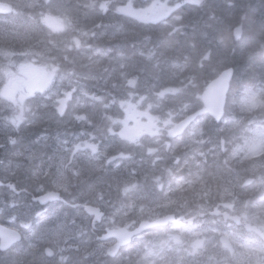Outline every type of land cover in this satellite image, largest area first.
<instances>
[{
	"label": "trees",
	"instance_id": "obj_1",
	"mask_svg": "<svg viewBox=\"0 0 264 264\" xmlns=\"http://www.w3.org/2000/svg\"><path fill=\"white\" fill-rule=\"evenodd\" d=\"M37 1L41 2L44 5H48L50 3V0ZM51 1L55 2L49 4L44 8L39 3L38 8L29 10L30 13L38 15L40 14V12L49 11L51 13H54L55 16H58L59 12L61 16H80L81 31H90L92 35L90 37V41H88V46L84 45L82 46V49H103L104 51H108L111 54L118 53V51H115L116 49H124L122 51L124 57L119 59V63H122L127 67L123 72L128 76L130 72L129 77H132V75L133 77L138 75L142 76L138 86L136 88H132L134 93H144L147 90H150L149 94L152 97H155V94L158 93V90H160L161 86V89H163V87L166 88L171 86H181L180 80L176 79L173 82H168V77L161 78V80L157 82L149 80V75L146 72H148L149 74L151 72L159 73V70H156L153 66V63L147 60L146 57L141 55L139 49H137V46H139L140 43H147V39H150L152 41L150 42L151 46L158 47L165 52L164 59L189 55L192 58H196L199 61H202L204 60L206 54H212L211 58L206 61L205 70L194 73L196 74L195 77L197 78L196 82H193L194 84H190V82H188L184 85V87L181 88L179 94L173 97L172 103L176 105L177 109H182L185 104L183 103V100H185L186 97H189L191 93L198 92L203 87L209 76L212 79L215 71L222 69L225 66L234 67L237 70V78H243L245 80L249 78H258V84L264 82V79H261V72L264 71V66L259 68L260 64L256 62L257 60L261 59L262 55H264V14L262 13L264 12V0H203V3L199 5H190L189 0H171L172 4L177 3L181 5L180 8H178L174 13V18L177 16L180 17V20L175 19L174 26L166 25L162 22L147 23L133 17L131 19L127 18V23L130 25L131 31H133L130 37H128V39L124 43H121L119 41H108L105 37V33L102 31L103 28L106 27V24L118 25L122 23L123 17L117 14V8L126 6L130 1L132 2L134 7L140 8L142 7V5L146 4V0H80L81 3L74 0L69 2L68 0ZM155 1L157 0H153L152 2ZM106 3L108 4L107 10L105 12L100 11V6ZM257 10L259 11L258 18L261 20L263 19V21L262 23H259L257 27H255L254 21L257 18L255 17L254 13ZM84 14L85 16L81 18V15ZM245 17L248 18L244 19ZM174 18H172V21H174ZM199 20L203 24L209 25L212 28L213 32H216L214 25H219V29H221L222 31V37H226L231 31L234 30L237 25L243 26L244 35L240 41H236L230 46L233 48L232 50L222 49L224 51H219L216 49H205L203 43L197 41L199 39V35H197L196 33H189L185 29V26L188 23H192L193 21L195 23H199ZM40 24L45 25L44 23ZM98 26H102V28H97ZM92 28L97 29L92 32ZM6 31L8 34L6 35V37L0 40V49H7L8 47H10L12 48L10 51L14 53H21V51H23L24 49L32 48L42 50L44 49V47H48L49 49H53L48 55L49 57L54 58L53 60H49L53 64L52 68L58 67V69L66 71V73L71 74L72 77H75V79L77 80L75 94H80L81 96L88 88H93V82L82 80L84 79V76H86L87 74H91L94 75L98 80H100V87L101 89H104H98V91L101 92V94L106 95V97L108 95L107 98H109V95L112 93L111 91H113L112 89H110L111 85L113 84V80L116 76L119 75L122 70L121 65L118 64V60L113 62L111 66L106 69V71H99L90 68L87 64L83 66L75 57V52H63L61 50H57L60 48H52L50 45H48L47 40L51 39H48L46 37V32H44L39 25H36L32 30L29 31H27L25 28H22L18 31L6 28ZM97 32L101 33L98 34ZM96 37L97 39L95 40ZM191 38H194L196 40ZM3 65H5V60H0V66ZM148 66H151V69ZM138 68L140 69L138 70ZM146 69L149 71H147ZM251 69L256 71L252 73L250 71ZM142 72L144 73L142 74ZM145 73L146 75H144ZM192 75L193 74L191 73L189 74L190 77ZM105 77V85H102V80ZM110 81L112 82L110 83ZM107 83H110V86L107 85ZM126 85V80H123V83L121 85L123 87H117V85H115L116 90L113 91V93L118 94L119 88H126ZM155 85L158 86V90L153 89V86ZM102 86L104 88H102ZM233 90H235V86ZM105 91L106 93H104ZM182 92L183 94L181 96L180 94ZM169 97H172V94H169ZM40 103L41 101H36L35 106L40 105ZM72 108H75L73 104H71V108L68 109V111L63 116H60L57 109H53L51 112H48V110L44 107L37 108L34 111L35 114L31 116L35 119V124L32 128L25 129L24 127H22L19 130V139H21L22 143L26 141L28 144L35 145L38 150V156L45 158L46 154L44 153V149L46 147V143L48 142V150L50 151V149L53 148L52 145L55 142V138L53 136V133L55 131L61 130L62 132H60L58 136H61L63 138L67 137L69 128L65 130V127L70 126L67 119L72 116ZM76 111L77 110L75 109L73 110L74 114ZM9 117V113L0 114V120L3 126H5L4 123ZM99 120L103 121L101 117L97 119V121ZM106 126L110 127L111 125L106 124ZM8 132L9 134H14V136H16V129L10 128ZM41 132L48 133L46 140H38V138L36 137L39 136ZM31 133L34 134L35 137H29ZM40 147H43V149L41 150ZM96 196L100 197L102 195L98 193L96 194ZM94 198L95 197H93V199ZM135 250V247L132 248V257ZM129 255L130 253L128 252V250L124 249L122 254H120L116 258H112L110 256H108L107 258H104L103 256L98 258L99 260H101L102 258L104 260V263L103 260L102 262H99L98 259H90L87 261V263L105 264V261L111 260L106 264H122V262ZM2 263L8 264L6 260H3Z\"/></svg>",
	"mask_w": 264,
	"mask_h": 264
},
{
	"label": "flooded vegetation",
	"instance_id": "obj_2",
	"mask_svg": "<svg viewBox=\"0 0 264 264\" xmlns=\"http://www.w3.org/2000/svg\"><path fill=\"white\" fill-rule=\"evenodd\" d=\"M29 137L33 138L31 134L29 135ZM171 141L173 143L178 142L177 140L172 139ZM1 147L2 149L4 148L3 145H1ZM208 152V150L205 152V156ZM211 154H214V150L211 151ZM232 154L235 155L236 153L233 152L229 147L224 151V153L220 157H216V155H214V161L217 163L216 166H206V173H204L203 175L194 173V176L191 179H181V175L179 172V164L175 162L173 163V165H169V167L173 170L171 177L168 175H161L160 177L151 182H146V178H139L137 174L136 176L131 172L127 173L124 179L129 189V192L127 193V198H130L129 203L133 205L146 204L144 213L147 216L146 220H148L150 218L151 213L159 211L162 206H171L176 199L181 198L182 193L178 191L179 188L187 184L192 185L198 189L199 193L206 194L207 192H211V195L216 197L219 202L216 206L217 212H215L214 215H210L207 213V200L204 201L200 199L199 202L194 203L198 205H195L193 207H201H199L198 210L201 212V214L199 216L190 217L189 224L200 226L202 229L207 228L209 226L219 227V233L230 237V241L232 242V248L234 247L238 236L241 241L249 242L252 240V235L246 233L244 227L236 228V226L234 225V218L236 216H243L244 214H246L248 212L247 203L254 202L255 198L260 193L264 192V175H259L258 179L251 178V175H249L248 177L249 179L251 178L252 181L251 184L246 183V181H248L249 179L247 178V176L244 175H237V178L231 180H229L227 177H222L224 175V172L228 170V168H249V164L254 162L255 160H258L264 164V159L257 156L256 159L251 158L247 159L246 162H244L240 158L233 157ZM182 159H185V157H182ZM240 162H244L243 165H240ZM6 167L7 161H2L0 165V176L2 181L6 177L12 179V177H16L18 175L14 171L7 172ZM79 180L81 185V176ZM133 188L135 189L133 190ZM65 189H67V191H65ZM249 189H251L252 191ZM28 190L32 191L30 189ZM28 190L25 189L27 194L29 193ZM112 190L114 191L113 193L117 192V189L112 188ZM60 192L61 200L59 198L60 202L55 206L43 207L38 205L36 202H33L32 204L27 205L28 209H26L23 213L14 214L11 217L10 221L8 222V225L20 231V235L23 237L24 240L23 242L13 246L8 251L0 250V264H3V260H6L8 264H14V257L19 260V264H25L27 261L29 264L57 263L56 260L58 257L55 254L52 257H48L45 253L48 247L53 244L57 245V242L62 240L61 236L56 235L55 237H52V234L50 233L49 235L41 236V240L34 241L33 232L36 226L40 227L41 225L42 228L52 230L54 227L61 225L66 231L71 232L73 230H76L73 234L76 236L79 234V237L80 225L88 226L93 236H95L94 241L92 242V249L90 250V253L93 255L94 258L95 256H103L104 258H107L109 246L113 244L114 241H110L108 243H101L100 235H102L108 229H111L118 225L122 227L132 228L141 224V220L138 217L132 218L128 215L115 216L114 213H111L104 207H100L101 212L103 214V220L102 222L98 223L96 222L95 218L87 216L85 214L84 209L80 208V196L77 192H70L68 186H64V188L61 189ZM194 193H192L194 196L188 197L190 200L199 197L197 196V194ZM30 194L32 196L35 193ZM251 197L254 199L250 200ZM27 198L29 199L30 197L28 196ZM232 199H235V201L233 202ZM31 201H33V198H31ZM78 212H80L86 218V221L80 224L75 223L71 226H67L66 222L69 220V222L71 223L72 221L71 214ZM186 221L187 220L184 219V222L181 223V225H186ZM215 221L217 222L216 225L214 223ZM248 222L253 223L259 228L264 229V224L260 223L258 219V214H256L255 212L248 215ZM218 238H220V236H218ZM47 240H50V244L45 247L44 243ZM32 242H35V244L37 245L43 246H39L34 249L31 247L28 248V246ZM218 247L222 251L229 253L228 250H224L219 244ZM28 249L30 250L27 251ZM42 250L44 254L41 253ZM202 252H204V250ZM205 252L207 253L205 256L209 257V251L205 250ZM200 259L206 260L202 255ZM77 261L80 262V258L72 260L70 263L67 261V264H74Z\"/></svg>",
	"mask_w": 264,
	"mask_h": 264
},
{
	"label": "rangeland",
	"instance_id": "obj_3",
	"mask_svg": "<svg viewBox=\"0 0 264 264\" xmlns=\"http://www.w3.org/2000/svg\"><path fill=\"white\" fill-rule=\"evenodd\" d=\"M72 1V0H71ZM76 2H80V0H74ZM112 1V0H111ZM147 1V0H146ZM38 3V2H35ZM30 4V3H29ZM39 5V4H38ZM37 5V6H38ZM108 4H102L100 7V10H105ZM172 3L169 0H162L161 4L156 7V9L153 12V15H156L157 17L163 16L164 20H169V17H165L166 14H169L172 11ZM64 8V6H63ZM69 9V8H68ZM1 10H3L6 13H14L15 20L8 22V20H5L3 22L4 26L13 23L14 26H18L21 24V21H34V18L29 15L28 12L21 10L17 8L16 6L12 5L9 1H4L1 7ZM124 12H129V9L123 10ZM131 11V9H130ZM262 12V11H261ZM264 14V12H262ZM60 14V12H59ZM259 11L257 10L254 15L257 18L254 21V26L257 27L259 23H262L263 19L258 18ZM84 15H81V18L84 17ZM173 16V15H172ZM80 17V16H78ZM171 17V16H170ZM264 17V15H263ZM40 21L45 24L46 26V37L48 39H52L54 37L55 40L49 41L50 45L55 46L58 48L59 44H61L60 49H76L77 51H82V46L88 44V41L86 40L88 36H85V34L81 33L78 29H75L73 27V20L72 18L67 16H52L49 14H42L40 17ZM170 22V21H169ZM110 26V25H108ZM4 51L8 50L3 49ZM45 49L43 51L36 50L34 48L32 49H25L22 53H13V52H5L3 53L5 60V65L0 67V105L9 107L12 105V108L14 109V114L11 113L14 126H21L26 121V112L29 111V107H27L32 100H34L36 97H44L48 94L51 95L53 99L54 107H58L60 104L65 105L64 102L68 99V94L73 93V90L75 88V83L69 80L68 75H61L59 73H54L53 70L49 69L47 63H46V56H45ZM103 57L108 56V54H102ZM149 57L153 58V61L157 64V58L152 55V53L146 54ZM264 56V55H262ZM260 64V67H263L264 65L261 64V59L257 60ZM98 65L100 63H97ZM258 68V70H259ZM252 73H254L256 70H250ZM258 73V72H257ZM255 73V74H257ZM36 74L43 75V83L41 87L33 92V93H26V83L27 81L32 78ZM264 94V88H259L258 91H249L244 99V106L249 111H253L256 108L259 107V105L262 103V97ZM96 104V98H94L91 94L85 93L84 96L79 97L76 101V105L78 109L84 110V109H90L93 108ZM130 118H128L126 121H129ZM231 122V121H227ZM242 120L234 121V125H240ZM259 127L256 126L252 129L251 133L258 130ZM197 135V134H196ZM247 136V139H241V143H248L251 141V138L255 137L254 134H247L245 133L243 135ZM73 141L71 140H64L61 143L62 148H64V151L72 144ZM85 144V142L83 143ZM4 153H10V155H17L13 154L12 152L8 150H4ZM46 155H49V153L46 152ZM57 156V155H56ZM16 169H21L28 171V175H21L19 179L20 186H23L25 183L28 185L35 181V183H42V188L45 190L49 187H54L56 184H58V180L55 177L54 174L45 171L44 169V163L41 160H37L31 163H28V165H24L23 163L15 162ZM31 171V172H30ZM32 173V176H31ZM80 182L79 178H71L68 182V188L69 191L72 192V185H78ZM103 184L107 187V184H109L110 187H113L116 182L115 179L110 180H101L100 183L96 186H93L91 189L87 188V185L81 184L80 187L73 192L80 191L83 199H85V202H91L93 200L92 194L96 191H98L100 188L104 189ZM109 190V189H107ZM124 195L126 194V188H123ZM92 193V194H91ZM91 194V195H89ZM199 196V195H197ZM199 199V197H196ZM196 198H193V202L196 201L199 202ZM88 199V200H87ZM91 200V201H90ZM124 198H121V201H123ZM72 221L71 223L69 220L66 222L67 226H71L75 223H83L85 222V217L80 213H72L71 214ZM57 223V222H56ZM76 230L73 231H66L64 227L58 226L54 227L51 230L52 237H55L56 235H60L63 242L57 243V245H60L59 248V260L64 261L68 258V253L72 249H78L79 248V242L80 245H82L85 240L82 238L87 235L88 227L83 226L80 228V237L79 234L76 236L73 233ZM50 231L45 230L44 228H41L39 226H36L33 237L35 235H39L38 240H41L42 235H49ZM32 239V238H31ZM50 244V240H47L44 243V246H48ZM39 246L43 245H36L32 246L31 248H37ZM111 247V246H110ZM109 247V248H110ZM87 251L89 247H86ZM28 249L27 251H29ZM14 257V256H13ZM74 260V259H73ZM19 260L14 257V264H19ZM77 263V262H76ZM74 263V264H76ZM80 264H84V259H80ZM25 264H29L28 261ZM57 264V263H55ZM148 264H177V263H171L168 261H163L158 253H153L151 255V260L148 262Z\"/></svg>",
	"mask_w": 264,
	"mask_h": 264
},
{
	"label": "water",
	"instance_id": "obj_4",
	"mask_svg": "<svg viewBox=\"0 0 264 264\" xmlns=\"http://www.w3.org/2000/svg\"><path fill=\"white\" fill-rule=\"evenodd\" d=\"M234 78V71H225L218 78L212 81L209 85L208 90L203 95V102L206 106V110L200 111L189 118L185 119L181 124L177 125L176 129L172 132L174 137L180 136L185 132L188 126L193 123L199 116L209 113L214 119L220 121L224 116L225 109V95L228 94L230 90V85ZM42 82V77L40 75L35 76L31 80L28 81L27 92L34 91L38 85ZM57 198V195L50 194L46 195L42 198L44 200L42 204H46L48 202H53ZM88 211L90 213L97 214V218L100 219L98 213L99 210L89 208ZM146 229V226H141L139 229L133 232H119V231H110L104 239L108 238H117L120 245L125 246L129 244L135 236L141 234L142 231ZM0 238H1V249L8 248L12 244L18 242L20 237L12 232L5 230L0 227Z\"/></svg>",
	"mask_w": 264,
	"mask_h": 264
},
{
	"label": "clouds",
	"instance_id": "obj_5",
	"mask_svg": "<svg viewBox=\"0 0 264 264\" xmlns=\"http://www.w3.org/2000/svg\"><path fill=\"white\" fill-rule=\"evenodd\" d=\"M194 3L201 4L203 0H193ZM176 20H180V17H175ZM244 35L243 26L236 27L234 31H231L226 37H222L219 41V44L222 48L230 47L234 42L240 41ZM261 64L264 65V56L261 57ZM229 71H233V69L229 68ZM261 79H264V71L261 72ZM256 81L253 78H249L247 80L240 81L236 88L238 90V107L241 111H244V99L249 89L255 88ZM231 87V85H230ZM225 105L228 106V94L225 95ZM259 125L260 127H264V106H261L255 109L253 112L247 113L244 119L241 122L240 129L238 131H247L249 134L252 129ZM243 139H247V136L242 137ZM223 143V141H222ZM149 151H155V149H149ZM246 183H251V181H246ZM67 191V189H65ZM59 199V196H57ZM258 209V219L261 224H264V199L256 205ZM50 254V253H49Z\"/></svg>",
	"mask_w": 264,
	"mask_h": 264
},
{
	"label": "bare ground",
	"instance_id": "obj_6",
	"mask_svg": "<svg viewBox=\"0 0 264 264\" xmlns=\"http://www.w3.org/2000/svg\"><path fill=\"white\" fill-rule=\"evenodd\" d=\"M71 18H72V20H73V23H76V24H80V17H78V16H75V17H73V16H71ZM90 25V24H89ZM134 29V28H133ZM133 31V30H132ZM136 63V62H135ZM139 63V62H138ZM142 63V62H141ZM144 65H146V64H144ZM133 66H135V65H133ZM140 67V66H139ZM146 67V66H145ZM149 67V66H148ZM151 67V66H150ZM149 67V68H150ZM135 68V67H134ZM137 69V68H136ZM140 68H138V70H139ZM142 69V68H141ZM151 69V68H150ZM118 70V69H117ZM147 70V69H146ZM147 71H149V70H147ZM152 71V70H151ZM129 72V71H128ZM138 72V71H137ZM145 72V71H144ZM109 73H110V71H109ZM148 75H149V73L148 72H146ZM146 73L144 74V75H146ZM132 74H134V73H132ZM135 74H138V73H135ZM143 74V73H142ZM81 76V75H80ZM110 76V75H109ZM129 76H130V72H129ZM139 76V75H138ZM132 77H133V75H132ZM140 77H142V76H140ZM146 78V77H145ZM147 80V79H146ZM150 80V79H149ZM167 80H169L168 78H167ZM202 80V79H201ZM112 81H110V83H111ZM146 82V81H145ZM167 82V81H166ZM168 82H170V81H168ZM177 82V81H176ZM109 83V84H110ZM149 83V82H148ZM108 83H107V85H109ZM145 84V83H144ZM151 84V83H150ZM171 84V83H170ZM173 84H176V83H173ZM181 84V83H180ZM194 84V83H193ZM148 85V84H147ZM164 85V84H163ZM190 85V84H189ZM110 86V85H109ZM106 87V86H105ZM121 87H123V86H121ZM162 87V86H161ZM161 87H160V90H161ZM184 87V86H183ZM187 87V86H186ZM102 88H104L103 86H102ZM149 88V87H148ZM151 88V87H150ZM164 88V87H163ZM166 88H168V87H166ZM99 89H101V87H100V84H99ZM111 89V88H110ZM144 89V88H143ZM101 90H104V89H101ZM106 90V89H105ZM181 90V89H180ZM111 92H113V91H111ZM152 92H153V90H152ZM103 93V92H102ZM104 93H106V91L104 92ZM109 94V93H108ZM117 94V93H116ZM156 95V94H155ZM107 97H108V95H107ZM96 127H97V130H98V132L101 134V135H103L104 134V131H105V126L103 125V124H101V123H97L96 124ZM31 135L33 136V137H35L34 136V134H32L31 133ZM53 144V143H52ZM4 150H8V151H10V152H12L13 154H17V155H10V153H4ZM51 150V149H50ZM47 153H49V152H47ZM2 161H7V167H6V170H7V172H11V171H14V172H16L18 175L16 176V177H12V180L19 186V187H21V188H24V189H30V190H33L34 189V187H41L42 188V183H35V181L34 182H32L31 184H27V183H25L23 186H20V184H19V179H20V176L21 175H28V171H27V169L26 170H21V169H16V165H15V162H19V163H23L24 165H28V163H31V162H34V161H37V160H31V159H29L24 153H22L21 151H19L18 149H12V148H3L2 150H0V165H1V162ZM31 172V171H30ZM150 173V171H147V170H143V171H141V172H139L138 173V177L139 178H143V177H145L146 175H148ZM136 175V174H135ZM31 176H32V173H31ZM137 176V175H136ZM135 179V178H134ZM115 182L117 183L118 182V180H115ZM103 186H104V190H107V189H110V188H112V187H110L109 186V184H107V187L103 184ZM72 187V190H76V189H78L79 187H80V182L78 183V185H72L71 186ZM143 187V186H142ZM53 187H49V188H47V189H45V190H49V189H52ZM43 189V188H42ZM109 191V190H108ZM73 192V191H72ZM78 194H79V196H80V191H78L77 192ZM149 193V192H148ZM92 194V193H91ZM91 194H89V195H91ZM150 196H152V195H150ZM189 196H194L193 194H189V195H187V197H189ZM93 197V196H92ZM77 199V198H76ZM79 199V198H78ZM197 199V198H196ZM88 200V199H87ZM197 200H199V199H197ZM84 201H86L85 199H84ZM91 201V200H90ZM197 202V201H196ZM195 202V203H196ZM63 204H64V202H63ZM86 204H89V205H96V203H95V201H94V199L91 201V202H86ZM66 206V205H65ZM77 208H78V206H77ZM43 209V208H42ZM67 209V208H66ZM82 211V210H81ZM85 220H86V218H85ZM89 226H90V224H89ZM96 232V231H95ZM98 232V231H97ZM95 237V236H94ZM96 239V238H95ZM98 240V239H97ZM96 257V256H95ZM75 260V259H74ZM99 260V259H98ZM102 258H101V260H99V262L101 261L102 262ZM79 261V260H78ZM77 261V263L76 264H80L79 262ZM108 261H111V260H108ZM108 261H105L106 263L108 262ZM98 262V261H97ZM103 263H104V260H103ZM105 263V264H106ZM98 264H100V263H98ZM102 264V263H101ZM110 264V263H109ZM114 264V263H113Z\"/></svg>",
	"mask_w": 264,
	"mask_h": 264
}]
</instances>
